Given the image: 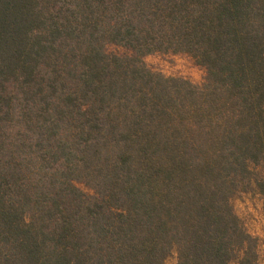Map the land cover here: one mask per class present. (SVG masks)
<instances>
[{
	"label": "trees",
	"instance_id": "obj_1",
	"mask_svg": "<svg viewBox=\"0 0 264 264\" xmlns=\"http://www.w3.org/2000/svg\"><path fill=\"white\" fill-rule=\"evenodd\" d=\"M250 189L264 210V0H0V264H258Z\"/></svg>",
	"mask_w": 264,
	"mask_h": 264
},
{
	"label": "rangeland",
	"instance_id": "obj_2",
	"mask_svg": "<svg viewBox=\"0 0 264 264\" xmlns=\"http://www.w3.org/2000/svg\"><path fill=\"white\" fill-rule=\"evenodd\" d=\"M105 51L117 56L129 54L126 48L116 44H107ZM143 61L150 71L165 78L183 79L195 86H200L204 82L205 69L187 54L156 52L145 56ZM76 186L85 194L92 193L90 187L84 183H76ZM232 205L246 231L257 239L258 264H264V210L261 195L253 189L240 192L233 198ZM176 263L177 257L173 252L165 264Z\"/></svg>",
	"mask_w": 264,
	"mask_h": 264
}]
</instances>
